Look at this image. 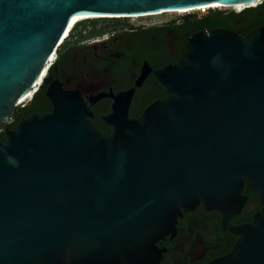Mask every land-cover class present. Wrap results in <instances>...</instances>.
I'll use <instances>...</instances> for the list:
<instances>
[{"label": "water", "instance_id": "95a60500", "mask_svg": "<svg viewBox=\"0 0 264 264\" xmlns=\"http://www.w3.org/2000/svg\"><path fill=\"white\" fill-rule=\"evenodd\" d=\"M257 2L264 0H0V132L74 18ZM155 79L166 98L139 119L129 118L134 89L112 96L110 136L91 121L101 96L58 89L48 93L52 112L5 128L0 264H157V242L199 204L223 213L239 236L209 264H264V210L252 224L229 223L245 206V185L264 204V27L245 37L197 33L179 64Z\"/></svg>", "mask_w": 264, "mask_h": 264}, {"label": "flooded vegetation", "instance_id": "af4514ba", "mask_svg": "<svg viewBox=\"0 0 264 264\" xmlns=\"http://www.w3.org/2000/svg\"><path fill=\"white\" fill-rule=\"evenodd\" d=\"M211 11H219L228 25L199 29L197 23L208 18ZM244 11L214 9L207 14L167 17L150 23L143 16L133 20L131 17L91 19L90 31L75 32L59 48L50 69L51 78L37 83L36 92L23 106L17 107L11 122H16V128L23 119L52 112L54 105L48 93L58 89L87 100L101 96L91 106V121L110 136L113 127L106 117L113 112L112 96L134 89L129 118L139 119L148 107L166 98L155 73L179 64L190 39L197 33L224 29L245 37ZM144 72L147 74L143 77ZM20 107L24 110L20 111ZM243 195L247 200L241 212L230 218L232 228L252 224L256 214L264 210L260 194L248 185ZM238 239L239 236L227 228L223 213L199 204L183 212L174 234L157 242V247L163 251L157 264H209L229 255Z\"/></svg>", "mask_w": 264, "mask_h": 264}, {"label": "trees", "instance_id": "16d2710c", "mask_svg": "<svg viewBox=\"0 0 264 264\" xmlns=\"http://www.w3.org/2000/svg\"><path fill=\"white\" fill-rule=\"evenodd\" d=\"M212 14L204 19L198 22L197 27L199 29H203L204 26H212V27H226L228 25V20L224 17H221L219 15V11H211ZM245 23L242 27L243 34H249L251 31L263 27L264 26V3L260 4L256 7H251L248 9H245L243 13ZM51 69V68H50ZM20 111L24 110V107H20ZM16 122H11L5 127H8L10 130L15 128ZM5 135V128H3V131L0 132V137H4Z\"/></svg>", "mask_w": 264, "mask_h": 264}, {"label": "bare ground", "instance_id": "6f19581e", "mask_svg": "<svg viewBox=\"0 0 264 264\" xmlns=\"http://www.w3.org/2000/svg\"><path fill=\"white\" fill-rule=\"evenodd\" d=\"M258 3L259 2L251 3V4H238V5H234V6L212 5V6H207V7L197 8V9H189V10H181V11H168L166 13H188V12H193V11H204L207 9H221L222 10V9H227V8L252 7V6H257ZM162 14H165V13L163 12V13H159V14H149V15H142V16L143 17L144 16H158V15H162ZM101 17H104V16H81V17L74 18L71 21V23H70V25H69L66 33H65L63 40L61 41V45H63L67 41V39L70 35V32L73 30V28L77 25L78 22L83 21V20H87V19H96V18H101ZM130 17H131V19H136V18H139L141 16H130ZM56 55H57V52L55 54H53V56L51 57L49 64L47 65V67L45 68V70L42 74V77H44L46 75L48 69L54 63V61L56 59ZM42 77L38 83H41ZM33 94H34V92L32 91V93L30 95L32 96ZM24 99H27V98H24Z\"/></svg>", "mask_w": 264, "mask_h": 264}, {"label": "rangeland", "instance_id": "374dc122", "mask_svg": "<svg viewBox=\"0 0 264 264\" xmlns=\"http://www.w3.org/2000/svg\"><path fill=\"white\" fill-rule=\"evenodd\" d=\"M245 8H247V7L227 8V9H222V10L223 11L224 10L232 11L234 9H237V11H242ZM209 11H210V9H207V10H204V11H193V12H188V13H165V14L158 15V16L148 17V18H145V19H146L147 22H154V21H159V20H161L163 18L180 16V15H190V14H199V15H201V14H207ZM131 20H133V19H131ZM86 24L90 26V23H86Z\"/></svg>", "mask_w": 264, "mask_h": 264}, {"label": "built area", "instance_id": "2783aa9c", "mask_svg": "<svg viewBox=\"0 0 264 264\" xmlns=\"http://www.w3.org/2000/svg\"><path fill=\"white\" fill-rule=\"evenodd\" d=\"M148 17H153V16H144V18H148ZM89 21H91V19H87V20H83V21H80V22H78L77 23V25L73 28V30L70 32V35H69V37H68V39L67 40H69L70 38H71V36L75 33V32H79L80 34H82V33H84V34H86L88 31H90L91 30V28H90V26L89 25H87L86 23H89ZM150 23V22H149ZM60 47H61V43H60ZM38 83V82H37ZM37 83L34 85V87H33V92L35 93L36 91V86H37ZM32 93V92H31ZM30 93V94H31ZM28 95V97H30L31 95ZM27 98V97H26ZM28 100V98L27 99H23V100H21L19 103H18V106H23L24 105V103L26 102Z\"/></svg>", "mask_w": 264, "mask_h": 264}]
</instances>
